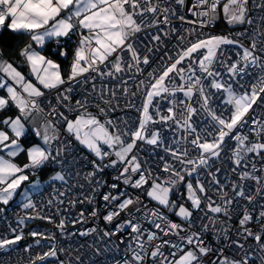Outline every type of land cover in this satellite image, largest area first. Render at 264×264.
I'll list each match as a JSON object with an SVG mask.
<instances>
[{
    "label": "snow or ice",
    "instance_id": "6c2138e0",
    "mask_svg": "<svg viewBox=\"0 0 264 264\" xmlns=\"http://www.w3.org/2000/svg\"><path fill=\"white\" fill-rule=\"evenodd\" d=\"M173 4L186 8L188 15L178 12ZM253 10L262 14L254 18ZM173 17L192 27L181 30L171 26L167 31L160 27L171 25ZM221 18L229 27H255L225 34L203 31L214 28ZM5 28L30 37L31 42L20 50V55L38 83L13 63L0 59V72L8 78L0 77V90H6V95L0 96V111L8 109L11 102L20 113L0 116V125L13 134L0 129V152L8 157L0 155V217L6 219L17 197H22L23 210L34 211H25L23 216L14 213L16 227L8 226L11 238L0 233V250H11L25 239L20 226L27 220L53 222L52 216L38 210V204L51 206L53 200L33 199L43 191L38 173L53 164L61 169L43 182L49 186L54 181L66 183L68 177L80 176L76 169L83 165L76 152L82 147L94 158L85 157L91 171L84 179L92 187L79 203L94 204L98 189L107 187L112 191L101 193L100 198L110 210L102 219L109 225L119 221L110 230L92 228L79 233H98L101 246H93L94 255L111 250L103 243L106 239L127 233L125 251L119 258L113 257V264H264V204L258 205L260 210L255 216L258 231L248 226L254 222L255 208L250 211L247 205L240 206L238 227L231 223L237 214V198L252 205L257 196H264V163L259 167L256 163L257 158L264 161V113L256 115V109L264 106V0H251V5L250 0H192L190 5L187 0H0V30ZM72 36L79 40L65 78L60 64L41 54L33 44L44 49L46 43L53 42L58 46V55L66 58L62 38L70 40ZM170 36L177 40L175 50L171 55L166 52L159 66L146 72L142 66L150 67L155 62L154 57ZM241 38L249 43L244 44ZM229 46L236 51L230 54ZM256 68L260 72L249 83L240 82ZM124 74H129L127 79ZM137 75L145 78L132 91L128 81L136 80ZM98 78L118 84L109 88L108 83H102L98 87ZM120 88L126 98L124 104L117 98ZM44 90L53 94L51 99ZM178 93L183 94L182 98ZM217 93L223 108L213 106ZM137 97L141 98L139 106L134 99ZM193 97L198 106H193ZM161 101H167V106L162 107ZM118 109H134L139 114L137 120L126 116L113 119ZM33 113L49 117L43 130H36L44 146H30L26 150L28 162L21 166L12 158L25 151L20 138L25 136V123ZM66 113L74 116L70 118ZM201 114L204 122L198 125L194 117ZM245 127L255 139L242 131ZM165 131L180 135L166 144ZM145 146L149 151H144ZM157 148H162L166 156L155 152ZM225 157L234 165L229 169L236 176L234 180L229 178L234 195L218 178L222 169L216 161ZM106 169L115 173L111 184L102 178ZM32 176L37 179L32 180ZM205 177L209 178L208 187ZM245 181L255 182L254 192L247 191ZM122 185L141 194L117 191ZM59 194L66 195L63 191ZM142 197L154 206L149 207ZM69 203L74 205L76 201ZM168 213L181 222L170 219ZM90 216H99V209L93 207ZM81 222H86L84 211L72 221L73 226ZM57 228L64 230L63 219ZM208 234L212 241L207 240ZM29 235L55 240L54 234L32 231ZM249 238L256 242V250L249 251L251 245L246 247L241 242ZM32 247L28 245L24 251ZM233 247L236 251L226 254ZM165 248L172 251L166 254ZM59 252L68 253L67 262L59 260L53 244L28 264H43L49 258H56L59 264H82L79 248L74 256L63 247Z\"/></svg>",
    "mask_w": 264,
    "mask_h": 264
},
{
    "label": "built area",
    "instance_id": "2783aa9c",
    "mask_svg": "<svg viewBox=\"0 0 264 264\" xmlns=\"http://www.w3.org/2000/svg\"><path fill=\"white\" fill-rule=\"evenodd\" d=\"M192 0H187V3L190 5ZM250 5H251V0H250ZM173 7L177 9L178 12H182L185 15L187 14V9H181L179 5L173 4ZM262 13L258 10H253L251 15L256 18ZM189 19H193V17L188 16ZM225 24L223 22V18L217 23V25L214 28L210 29H203L204 32L206 33H211V34H225V33H234L237 31H242L244 28H252L255 27V25H244V26H236V27H230L229 29H222L219 26L221 24ZM219 24V26H218ZM171 26H176L179 29L183 30L189 27H192V25L182 23L181 21L177 20L176 18H172V24L171 25H161L160 27L163 28L165 31H167ZM146 39V37H144ZM243 40L244 44H248L249 41L247 39L241 38ZM77 42L74 44V51L77 47ZM53 51H57L56 47L57 45L53 43ZM165 45L162 46L161 50L159 51L158 55L154 57L155 62L149 67V66H142L145 67L146 72L147 71H152V68H156L160 64V57H164L165 53L167 52L169 55L172 54V52L175 50V46L177 45V40L175 36H170L168 38H165ZM236 51V49L232 48L229 46V53L232 54ZM74 54V52H73ZM72 54V56H73ZM233 59H236L235 55L232 57ZM165 60H167V57H165ZM168 63H171V61H167ZM223 71V70H221ZM252 75H245L242 79H240V82L243 84H247L250 82L251 79L254 78V74H258L260 72V69H250L249 70ZM129 74H124L123 78L127 79ZM146 75V73H145ZM144 75H137L136 80H129L128 81V87L132 89V91H136L135 85L139 82L140 79H144ZM97 86L99 87L100 84L102 83H108L107 81H101L99 78L96 81ZM118 84V81H111V83H108V87H114ZM83 91V89H81ZM215 91V90H212ZM46 95L51 99L52 98V93L46 92ZM182 93H178L177 96L178 98H182ZM77 99L80 98L79 96L76 97ZM117 98L119 99L121 104L125 103L126 98L122 94V88L118 89L117 91ZM135 103L139 106L141 103V98L137 97L134 98ZM195 97H193V106H198L195 104ZM103 106V105H102ZM161 106L165 107L167 106V101H161ZM213 106L217 108H223V104L221 103V96L219 93H217L216 97L213 100ZM92 112H95V108H90L89 109ZM262 113H264V106H262L259 109H256V115L260 116ZM44 120L48 119L49 117L46 116V114H40L38 113ZM69 115L70 118L74 116L73 113H66ZM138 113L134 109H118L115 113L112 114V118L115 119L117 117L121 116H126L129 118L131 121H136L138 118ZM196 120L197 124H202L204 122V115L201 114L199 117H194ZM155 127H160V125H156ZM63 131V130H62ZM242 131L245 134H248L251 138L255 139L254 134L249 132V128L245 127L242 129ZM166 137V144H171L172 139L175 135H180V133H174L173 131H165L164 133ZM66 136V133H65ZM191 139V137H189ZM106 147V146H105ZM144 151H149V146H145ZM155 152L159 153V155H165L166 154L163 152L162 148H157L155 149ZM140 155H144V152H141ZM250 157L254 156V154H249ZM76 156L79 158L81 161V164L83 167H77L76 171H79L81 173L80 176H72L67 178V182H59V181H54L51 183V186L48 184L44 187L42 191L41 196H35L33 199L34 200H46L47 199H52L53 204L51 206L47 207H42L38 204V210L42 215H47V216H52L53 217V222H48L46 220H41V219H32V220H27L29 222H35V221H43L45 222V225H47L50 229V234L55 235V240L47 239L45 241L40 242L38 245L37 244H31L33 247L29 252L24 251V249L29 245L27 244H22L8 253L1 254L0 255V264H28L29 260L31 258H34V256L37 253L42 254L43 252H46L49 250L50 246L55 244L58 250V257L59 260L66 261L69 259V255L66 252H59V248L63 247L65 249H69L72 252V255H76L75 249L79 248V254L81 256L82 264H113V257L119 258L121 254L125 251L126 244L129 242V237L127 233L122 234L120 237L113 236L111 237V240L108 241L107 239L103 242L104 244H107L109 248L111 249L110 251H105L102 254L94 255V249L93 246H101V242L98 239V233L97 234H90L87 236H80L79 233L81 231H86L88 229L92 228H97L98 230H110L114 227L115 223H118L119 221H114L112 225L107 224L103 219V215L106 214V212L110 209L105 207L104 202L100 198L101 193L107 192V191H112L111 189L105 187L98 189L96 193V199L94 204H88L84 203L81 204L79 203L80 200L84 198V196H87L91 193V187L85 179L84 176L91 171V165L88 164L87 160H91L94 157L90 154L87 153L85 150H83L81 147H78V151L76 152ZM85 157H87V160H85ZM167 158V157H166ZM153 163H157V161H153ZM257 167L260 166L261 163H264V161H260L258 158L256 159ZM216 166H219L222 169V173H218V178L221 180L222 184H226L227 187L225 188L226 191L229 192L230 195H234V193L231 192V183L229 182V178L234 180L236 179V176H234L229 169L231 167H234V165L227 159V157L224 158L223 161H216ZM61 169L53 164L51 165L50 169H46L45 172L42 173H47V174H53L56 171H60ZM214 170V169H213ZM250 170V169H247ZM42 173H38V176H40ZM115 173L113 172L112 169H106L105 173L103 174V179L106 180L109 184L113 182V175ZM256 175H261V173L257 172ZM32 177H37V176H32ZM205 186L208 187L207 180L209 179L208 177H205ZM246 189L249 193L254 192L256 188V184L254 181H245L244 182ZM73 185H75L73 187ZM80 185H83V188L81 189ZM59 190V191H57ZM126 190L128 194L130 195H140L139 190H134L131 189L128 186H121L120 190L117 191H124ZM60 191H63L66 193L64 196H60ZM113 194H116V191H113ZM212 192L209 190V195H211ZM59 197L60 200H63L64 203L60 204L59 200L56 198ZM145 199V203L148 204L149 207H153L154 203H149L147 198L142 197ZM216 197H214L215 199ZM173 199H176L175 196H173ZM239 200L238 205H234V207L237 208V214L233 216L232 218V225L238 227V218L242 214V208L240 206L242 205H247L249 210L252 211L255 208V211L253 213L254 215V222L249 224L248 226L253 229V231H258L260 228L259 223L255 222V216L258 214V211L260 210L258 205L264 204V196H257L256 202L254 204L249 205L246 200L243 198H237ZM69 200L76 201V203L73 205L69 203ZM179 202H184V201H179ZM93 207L99 209V216L93 218L90 216V212L92 211ZM25 211L27 214H34V211L32 209L28 210H23L22 207H19L12 212H9L6 214V219H0V233H3L4 235L10 237L12 234L8 231V226L11 224L13 227H16V216L14 213H18L19 215L23 216L25 215ZM81 211H84L86 222H81L77 223L73 226L72 221L76 220L79 218V213ZM169 218L172 219L175 222H181L180 219L175 217L173 214L168 213ZM194 217L197 215V213L193 214ZM124 217V214H121V218ZM65 221V228L63 231H61L59 228H57V225L60 223L61 220ZM146 227L148 225H145ZM21 228V226H20ZM72 233H75V235H70ZM168 237H165L167 239ZM207 240L212 241L213 237L211 234L207 235ZM171 239L175 240L176 237L173 236ZM120 240H123L124 243H120ZM242 243L246 244V247L248 245H251V248H249V251H253L257 249L256 242L249 238L246 242L241 241ZM262 243H264V238H262ZM83 245V247H80ZM118 245V248L114 247ZM165 253H169L170 249L165 248L164 249ZM236 249L233 247L232 249L226 250V254L230 252H235ZM59 260L56 258H49L48 260L44 261L43 264H59ZM39 264V262H38ZM149 264L151 262L149 261ZM259 264V262H257Z\"/></svg>",
    "mask_w": 264,
    "mask_h": 264
},
{
    "label": "trees",
    "instance_id": "16d2710c",
    "mask_svg": "<svg viewBox=\"0 0 264 264\" xmlns=\"http://www.w3.org/2000/svg\"><path fill=\"white\" fill-rule=\"evenodd\" d=\"M219 24H221V23H219ZM219 24H218V26H219ZM219 27L222 28V24ZM77 39H78V36H72L70 40H63L62 39L63 47H65L67 50H69L67 58L69 57L70 54L71 55L73 54V52H74V44L77 41ZM30 42H31L30 41V37L27 36V35L16 34V33H13L12 31H10V30H8L6 28L0 31V55H1V57L4 60H7V61L13 63V66L17 67V69L19 71H21L28 79H31V76L28 73V68L26 66V62L24 61V58L21 57V55H20V50L26 44H28ZM33 47L36 48V46L34 44H33ZM53 47H54L53 42H50V43H47V45L44 47V49H41V50H38V51H41V53H43L46 57H48L50 59H53V60H56L60 64L61 70L63 72H67L72 61L69 58L67 59V58L60 57L58 55V46L56 47L57 51H53ZM71 58H73V56H71ZM27 140L28 139L26 137V141ZM82 149L87 152L86 149H84V148H82ZM87 153H89V152H87ZM46 175H48V174L47 173H42L40 176H46ZM17 208L18 207L14 208L13 210H15ZM13 210H11L9 212H12ZM3 218L4 217H1L0 219H3ZM33 223H39L41 225H45V222H43V221H39V222H37V221H35V222L26 221L25 224L26 225H31ZM29 245H31V244H29ZM8 252L9 251H7L5 253H8ZM5 253H2V254H5Z\"/></svg>",
    "mask_w": 264,
    "mask_h": 264
},
{
    "label": "crops",
    "instance_id": "0c3cea01",
    "mask_svg": "<svg viewBox=\"0 0 264 264\" xmlns=\"http://www.w3.org/2000/svg\"><path fill=\"white\" fill-rule=\"evenodd\" d=\"M1 31V30H0ZM63 40H69V39H67V38H62ZM79 40V37H78V39H77V41ZM48 43H50V42H48ZM35 45V44H34ZM46 45H47V43H46ZM45 45V46H46ZM36 46V49L37 50H41V48L39 47V46H37V45H35ZM64 49H66L65 47H64ZM67 50V49H66ZM69 50H67V52H68ZM41 54H43V53H41ZM44 55V54H43ZM61 57V56H60ZM62 58H65V57H62ZM67 58V57H66ZM0 59H3L2 57H1V55H0ZM68 59V58H67ZM55 62H57L56 60H54ZM58 63V62H57ZM28 73L30 74V76H31V81L33 82V83H38L36 80H35V77L34 76H32L31 75V73H30V67H29V65H28ZM62 71V70H61ZM62 74H63V71H62ZM0 77H3V78H5V79H8L7 77H6V75L4 74V73H2V72H0ZM9 82H11V81H9ZM39 86V85H38ZM41 88H42V86H40ZM19 90V89H18ZM43 90V89H42ZM45 92H47L48 90H44ZM6 95V90H0V96H5ZM5 114H7V115H10V116H13V117H15L16 115H19L20 113H19V110L18 109H16L15 108V106L14 105H12L11 104V102H10V107L8 108V109H6V110H4V111H0V116H3V115H5ZM42 121L43 122H45L46 120H44L38 113H33V115L26 121V123H25V127H26V134H25V136L24 137H21L20 138V143H21V146L25 149V151H23V152H20L16 157H14V158H12L13 159V162H15V163H17V164H19V165H23V164H25V163H27L28 162V157H27V155H26V150L30 147V146H35V145H37V144H39V142H42V139H41V137L39 136H37L36 135V130L37 129H40L41 128V125H42ZM0 129H3V130H7V131H9V134L10 135H13L12 133H11V131L9 130V129H7L5 126H3V125H0ZM26 137H27V141H26ZM43 143V142H42ZM0 155H4L5 156V158L7 159L8 157H7V154H6V152H0Z\"/></svg>",
    "mask_w": 264,
    "mask_h": 264
},
{
    "label": "rangeland",
    "instance_id": "374dc122",
    "mask_svg": "<svg viewBox=\"0 0 264 264\" xmlns=\"http://www.w3.org/2000/svg\"><path fill=\"white\" fill-rule=\"evenodd\" d=\"M230 27L227 25V24H223L222 26V29H229ZM71 54L69 55V59L72 61V58H71ZM53 60V59H52ZM26 66L28 67V64H26ZM30 67V66H29ZM63 75L65 76V78L67 77L66 75H68V71L67 72H63ZM48 92V91H47ZM226 98V97H225ZM45 122L42 121V125H41V128L39 130H43V126H44ZM39 137V136H38ZM39 145L41 146H44L42 142H39ZM88 152V151H87ZM55 174V173H53ZM53 174H48L46 176H39V179L41 180L42 182V189L47 185L45 183H43L44 181H48L50 179V176L53 175ZM32 180H36L37 177H31ZM60 182V181H59ZM35 196V195H34ZM33 196V197H34ZM21 203H22V197H17L16 200L14 202H12L6 212V214L13 210L14 208L16 207H21ZM176 217V216H175ZM1 218V217H0ZM178 219H180L179 217H177ZM39 222V221H37ZM22 227V231L24 233V236H25V239H23L18 245H14L11 247V250L20 246L21 244H36V241L39 240L40 242L42 241H45L47 239H43L41 237H32L29 235L30 232L32 231H38V232H43L46 236L50 234V229L48 226L46 225H41L39 223H33L31 225H21ZM11 238V237H9ZM7 251H10V250H0V254L2 253H5Z\"/></svg>",
    "mask_w": 264,
    "mask_h": 264
},
{
    "label": "clouds",
    "instance_id": "9594fccd",
    "mask_svg": "<svg viewBox=\"0 0 264 264\" xmlns=\"http://www.w3.org/2000/svg\"><path fill=\"white\" fill-rule=\"evenodd\" d=\"M67 76V75H66Z\"/></svg>",
    "mask_w": 264,
    "mask_h": 264
}]
</instances>
